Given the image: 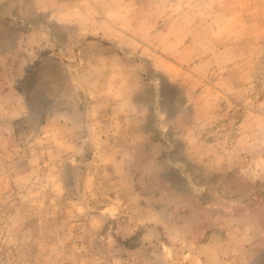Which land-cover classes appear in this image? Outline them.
<instances>
[{
  "label": "rangeland",
  "instance_id": "obj_1",
  "mask_svg": "<svg viewBox=\"0 0 264 264\" xmlns=\"http://www.w3.org/2000/svg\"><path fill=\"white\" fill-rule=\"evenodd\" d=\"M0 264H264V0H0Z\"/></svg>",
  "mask_w": 264,
  "mask_h": 264
},
{
  "label": "trees",
  "instance_id": "obj_2",
  "mask_svg": "<svg viewBox=\"0 0 264 264\" xmlns=\"http://www.w3.org/2000/svg\"><path fill=\"white\" fill-rule=\"evenodd\" d=\"M35 83H36V74L34 73L32 77L29 79V81L27 82V84L30 85V89H27V96H28V101H29V109L31 110L32 113H35L36 111L35 106H34V99L31 98ZM134 239L135 237H133L129 241H126L125 246H129L130 242ZM129 247L132 248L133 246H129Z\"/></svg>",
  "mask_w": 264,
  "mask_h": 264
}]
</instances>
